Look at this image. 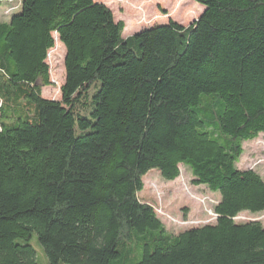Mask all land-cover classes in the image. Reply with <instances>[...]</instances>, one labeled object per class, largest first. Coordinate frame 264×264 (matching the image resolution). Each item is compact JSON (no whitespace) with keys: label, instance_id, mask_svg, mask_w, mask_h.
Listing matches in <instances>:
<instances>
[{"label":"trees","instance_id":"trees-1","mask_svg":"<svg viewBox=\"0 0 264 264\" xmlns=\"http://www.w3.org/2000/svg\"><path fill=\"white\" fill-rule=\"evenodd\" d=\"M123 39L92 0H19L0 22V264H264V180L236 167L264 134V0ZM188 2V1H187ZM65 49L60 101L49 87ZM219 195L214 223L168 232L138 197L157 170Z\"/></svg>","mask_w":264,"mask_h":264},{"label":"rangeland","instance_id":"rangeland-1","mask_svg":"<svg viewBox=\"0 0 264 264\" xmlns=\"http://www.w3.org/2000/svg\"><path fill=\"white\" fill-rule=\"evenodd\" d=\"M92 1L108 8L115 22H122L129 33L135 30V34L155 25H165L168 21L188 27L197 21L204 11L201 5L189 0ZM19 12V0H0L1 23H8L10 18ZM55 35L53 34L54 48L48 52L46 58L51 85L42 88L41 95L45 100L58 102L60 88L65 79V49L55 40ZM242 148L243 154L236 167L239 170L255 171L264 180V134L253 141L244 142ZM179 172V177L172 182L163 180L157 170L148 172L142 178L143 187L138 193L140 201L149 204L165 229L174 234L188 228L214 223L216 217L213 208L219 201L218 194L210 192L205 186L193 185L192 176L186 168L180 166ZM252 221H257L264 227V213H243L234 219L236 223ZM30 245L36 252L38 264H48L36 235L32 237Z\"/></svg>","mask_w":264,"mask_h":264},{"label":"crops","instance_id":"crops-1","mask_svg":"<svg viewBox=\"0 0 264 264\" xmlns=\"http://www.w3.org/2000/svg\"><path fill=\"white\" fill-rule=\"evenodd\" d=\"M117 22H119V21H116V23H117ZM137 31H138V30H137ZM135 33H136L135 30L133 31V33H131V32L129 33V32L126 30V27H124V31H123L122 37H123V39H126V38H128V37H130V36H133ZM123 35H124L125 37H124Z\"/></svg>","mask_w":264,"mask_h":264},{"label":"bare ground","instance_id":"bare-ground-1","mask_svg":"<svg viewBox=\"0 0 264 264\" xmlns=\"http://www.w3.org/2000/svg\"><path fill=\"white\" fill-rule=\"evenodd\" d=\"M216 217V216H215Z\"/></svg>","mask_w":264,"mask_h":264},{"label":"water","instance_id":"water-1","mask_svg":"<svg viewBox=\"0 0 264 264\" xmlns=\"http://www.w3.org/2000/svg\"><path fill=\"white\" fill-rule=\"evenodd\" d=\"M196 22V21H195Z\"/></svg>","mask_w":264,"mask_h":264}]
</instances>
